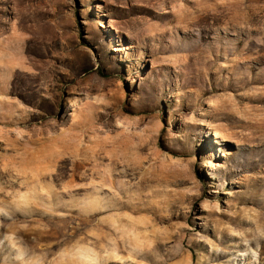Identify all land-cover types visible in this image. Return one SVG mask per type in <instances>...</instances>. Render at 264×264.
Listing matches in <instances>:
<instances>
[{
	"label": "rangeland",
	"instance_id": "374dc122",
	"mask_svg": "<svg viewBox=\"0 0 264 264\" xmlns=\"http://www.w3.org/2000/svg\"><path fill=\"white\" fill-rule=\"evenodd\" d=\"M251 41L264 0H0V264H264Z\"/></svg>",
	"mask_w": 264,
	"mask_h": 264
},
{
	"label": "bare ground",
	"instance_id": "6f19581e",
	"mask_svg": "<svg viewBox=\"0 0 264 264\" xmlns=\"http://www.w3.org/2000/svg\"><path fill=\"white\" fill-rule=\"evenodd\" d=\"M253 18H254V14L244 13V14H240L239 15L238 21L240 22V19H241V22L246 23V22L250 21ZM241 22H240V24H241ZM240 28H242V27H240ZM237 29H239V28H237ZM235 31H236V29H235ZM243 41H244V39H242L240 37H237V39H235V40H231L227 36L226 37L217 38L216 41H215V45L216 46L213 47V49H212V51H213L212 54L216 58V60L221 57L222 52H224L227 56L228 55H231V56L235 55V54H237L235 52V49H237V47L240 46ZM202 45L203 44H199L198 47H202ZM253 48H264V45H259V44L255 43V41H251L250 44H249V48H247L246 51L247 52H251L253 50ZM252 52H254V51H252ZM199 55L201 57H203V58H206V56H205L206 55V49H202V48L200 49L199 48ZM260 60L261 59H251L246 65H243L241 68L239 67V61H238L236 63V65L231 68V70H232V72H234V74H237V75L240 76V77L236 78V80H235L237 82V86L238 87L239 86L243 87V86L248 85L250 83H259V84H261L260 82L264 81V77L259 79V78H254V77L251 78L249 76L257 68V66H259V63L261 62ZM208 61H209V59H208ZM255 63H257L256 64L257 66L256 65L254 66ZM213 91H216L215 87H213L212 89H202L201 90V95L205 96L206 94H208L210 92H213ZM105 117H106V115L105 116L103 115V118H105ZM214 117L218 118V119L219 118L225 119L226 113L224 111H219V112H216V115ZM126 176L129 177V181H133V180H135L137 178V176L135 174H128V175L126 174Z\"/></svg>",
	"mask_w": 264,
	"mask_h": 264
}]
</instances>
